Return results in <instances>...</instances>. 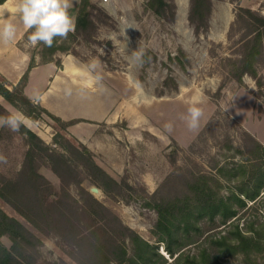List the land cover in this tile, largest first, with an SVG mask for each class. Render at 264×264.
Instances as JSON below:
<instances>
[{
    "label": "rangeland",
    "instance_id": "1",
    "mask_svg": "<svg viewBox=\"0 0 264 264\" xmlns=\"http://www.w3.org/2000/svg\"><path fill=\"white\" fill-rule=\"evenodd\" d=\"M93 1L103 10L95 17L97 33L92 40L80 39L75 51L79 59L95 64L92 70L122 95V108L130 119L122 116L113 123H100L86 143L69 131L70 125L46 113L32 120L22 112L27 117L24 127L51 147H56L57 132L76 144L82 142L121 185L113 186L110 194L104 191L92 181L99 174L75 157L69 163L72 170L63 169L60 175L41 151L42 156L34 157L40 176L33 177L24 168L20 171L31 143L24 127L19 132L6 128L0 139V156L6 160L0 162V175L18 178L19 204L37 224L0 197V207L24 224L31 236L0 215V225L7 231L0 239L10 246L11 237L17 238L37 264H87L92 245L102 246L109 238L133 254L134 243L124 226L160 243L159 251L169 257L153 232L158 213L152 203L164 196L192 193L193 175L218 177L220 165L229 168L244 156L253 157L257 141L264 145V61L258 65L261 86L248 73L241 80L232 75L246 33L242 23H236L238 8L264 14V0H210L208 26L199 30L198 22L189 18L192 0H166L168 6L161 13L152 9L149 0ZM197 100H202L204 114L199 129L190 131L181 117ZM169 123L171 130L165 127ZM220 181L219 192L230 193L235 182ZM94 186L100 192L92 191ZM248 204L241 211L242 221L264 218V195ZM214 224L205 222L206 228ZM228 227L221 225L211 232ZM219 261L264 264V252L253 262L241 253L222 254Z\"/></svg>",
    "mask_w": 264,
    "mask_h": 264
},
{
    "label": "trees",
    "instance_id": "2",
    "mask_svg": "<svg viewBox=\"0 0 264 264\" xmlns=\"http://www.w3.org/2000/svg\"><path fill=\"white\" fill-rule=\"evenodd\" d=\"M2 2V0H0ZM148 4L156 13L163 12L168 3L166 0H149ZM102 8L93 0H79L75 12L76 28L67 38H57L52 47L43 44L27 48L30 53L28 69L16 85L7 86L6 80L0 78V94L4 100L32 120H37L42 113H46L62 125L69 126L79 119L65 121L52 114L40 104L35 103L24 93V86L28 79V73L33 66L48 61H56L61 66L60 53H72L79 57L75 51V45L83 40L94 39L98 23L95 17L102 13ZM211 12L210 0H192L190 21L198 22L196 29L208 26V18ZM99 16V15H98ZM236 23H242L241 27L246 33L242 38L243 52L237 61L233 62L232 75L241 80L244 74H250L259 86L263 79L258 70V65L264 61V14L249 7L240 6L236 14ZM28 31L19 41L20 47L25 49L28 43ZM38 57V58H37ZM11 114L0 101V116ZM31 148L27 151L23 170H30L33 177L40 176L34 163L36 154L44 152L53 169L61 175L63 169L69 170L72 157L79 162L94 169L99 177H92V181L104 191L114 192L120 188V183L109 175L94 160L92 151L82 142L77 144L69 140L62 133L54 135L53 142L56 147H51L30 128L24 127ZM6 128L0 130V139ZM256 150L253 157L244 158L227 168L225 165L218 167V177L209 176L206 173L193 175L189 187L192 193L183 196H164L156 199L152 205L158 213V218L153 232L157 236V242H162L166 257L159 251V244L141 237L128 226L124 228L130 233L134 243L133 254H128L123 243L114 238L105 239L101 246L94 243L91 254H88L87 264H222L219 258L226 253H241L246 261L253 262L256 256L264 252V218L259 221H242L241 211L249 208V201H257L264 195V145L255 142ZM37 149L38 151H36ZM43 154V153H42ZM42 156V155H41ZM70 163V164H69ZM250 167V169H249ZM0 175V197L9 202L23 216L32 223L37 224L30 213L23 209L18 200L20 181L18 178H3ZM221 178L227 182H233L230 193L219 192ZM2 179V180H1ZM216 185H212V181ZM31 181L33 178L31 177ZM216 186H219L217 189ZM0 215L23 235L30 238L28 229L19 220L9 216L1 207ZM205 222L215 223L206 228ZM221 225L229 226L227 230L211 232ZM5 228L0 225V236L6 234ZM10 246L5 245L0 239V264H37L36 257L15 237H11ZM196 246L191 248V246ZM81 264H86L82 262Z\"/></svg>",
    "mask_w": 264,
    "mask_h": 264
},
{
    "label": "crops",
    "instance_id": "3",
    "mask_svg": "<svg viewBox=\"0 0 264 264\" xmlns=\"http://www.w3.org/2000/svg\"><path fill=\"white\" fill-rule=\"evenodd\" d=\"M78 3L79 0H74L70 9L74 18ZM16 23L15 40L9 44H0V78L6 80L9 88L16 85L28 69L30 53L27 48L32 46L28 42L24 44L25 49L20 47L19 41L26 30L19 21ZM57 56L60 57L61 66L56 61H48L30 68L24 86L26 96L62 120L79 119L68 129L84 143L94 135L100 123H113L122 116L130 119L123 111L122 95L103 80L96 79L99 75L92 70V64L72 53H62ZM37 97H39L38 102H36ZM0 101L12 113H22L6 102L1 94ZM85 134L87 136H84Z\"/></svg>",
    "mask_w": 264,
    "mask_h": 264
},
{
    "label": "clouds",
    "instance_id": "4",
    "mask_svg": "<svg viewBox=\"0 0 264 264\" xmlns=\"http://www.w3.org/2000/svg\"><path fill=\"white\" fill-rule=\"evenodd\" d=\"M74 0H2L0 2V44H9L17 35V23L28 31V41L32 46L43 44L52 47L57 38H67L75 31L76 21L70 9ZM11 17V18H10ZM136 58L139 54L136 53ZM92 67H96L95 64ZM97 80L101 77L97 76ZM39 97L36 98L38 102ZM202 100L194 101L181 118L190 131H197L203 117V109L199 106ZM27 117L17 112L7 116H0V127L12 132H19L26 126ZM171 130V123L165 125ZM0 162H6L0 156Z\"/></svg>",
    "mask_w": 264,
    "mask_h": 264
},
{
    "label": "water",
    "instance_id": "5",
    "mask_svg": "<svg viewBox=\"0 0 264 264\" xmlns=\"http://www.w3.org/2000/svg\"><path fill=\"white\" fill-rule=\"evenodd\" d=\"M91 189H92V191H94V192H97V193L100 192V190H99L98 187H95V186H94V187H92Z\"/></svg>",
    "mask_w": 264,
    "mask_h": 264
}]
</instances>
